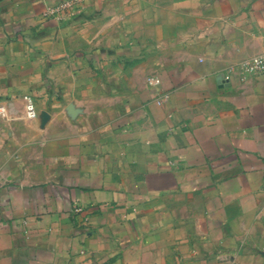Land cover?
Masks as SVG:
<instances>
[{"label": "crops", "instance_id": "obj_1", "mask_svg": "<svg viewBox=\"0 0 264 264\" xmlns=\"http://www.w3.org/2000/svg\"><path fill=\"white\" fill-rule=\"evenodd\" d=\"M59 1L0 0V264H264V0Z\"/></svg>", "mask_w": 264, "mask_h": 264}, {"label": "built area", "instance_id": "obj_2", "mask_svg": "<svg viewBox=\"0 0 264 264\" xmlns=\"http://www.w3.org/2000/svg\"><path fill=\"white\" fill-rule=\"evenodd\" d=\"M81 0H61L53 5H49L43 11V15L63 19L73 16L77 12V5ZM230 71L229 73H231ZM226 73L225 79L229 80L230 75ZM237 73L241 79H244L252 74L264 73V52L254 54L243 59L237 67ZM146 80L151 85H160L161 78L157 74H148ZM26 103V114L28 117L37 115V107L34 97L31 94L24 95ZM3 113V108H0Z\"/></svg>", "mask_w": 264, "mask_h": 264}, {"label": "rangeland", "instance_id": "obj_3", "mask_svg": "<svg viewBox=\"0 0 264 264\" xmlns=\"http://www.w3.org/2000/svg\"><path fill=\"white\" fill-rule=\"evenodd\" d=\"M3 139H5V136H3ZM3 144H4V142H3ZM5 154L6 153L4 151H0V157L1 158H4Z\"/></svg>", "mask_w": 264, "mask_h": 264}]
</instances>
